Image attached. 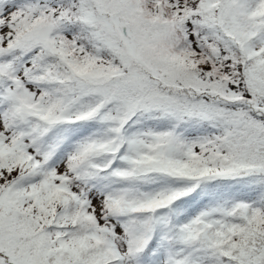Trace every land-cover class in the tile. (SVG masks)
Listing matches in <instances>:
<instances>
[{
	"label": "snow or ice",
	"instance_id": "6c2138e0",
	"mask_svg": "<svg viewBox=\"0 0 264 264\" xmlns=\"http://www.w3.org/2000/svg\"><path fill=\"white\" fill-rule=\"evenodd\" d=\"M0 264H264V0H0Z\"/></svg>",
	"mask_w": 264,
	"mask_h": 264
}]
</instances>
